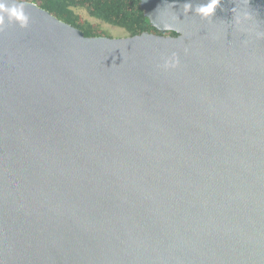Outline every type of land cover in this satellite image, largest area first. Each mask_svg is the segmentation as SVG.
<instances>
[{"label": "water", "instance_id": "95a60500", "mask_svg": "<svg viewBox=\"0 0 264 264\" xmlns=\"http://www.w3.org/2000/svg\"><path fill=\"white\" fill-rule=\"evenodd\" d=\"M140 1L179 35L6 0L0 264H264V0Z\"/></svg>", "mask_w": 264, "mask_h": 264}, {"label": "trees", "instance_id": "16d2710c", "mask_svg": "<svg viewBox=\"0 0 264 264\" xmlns=\"http://www.w3.org/2000/svg\"><path fill=\"white\" fill-rule=\"evenodd\" d=\"M50 11L57 18L81 29L86 36L104 35L96 25L84 19L76 9H85L92 17L124 28L130 36L143 32H160L145 16L140 0H30ZM107 36V35H105ZM176 36V35H174Z\"/></svg>", "mask_w": 264, "mask_h": 264}, {"label": "clouds", "instance_id": "9594fccd", "mask_svg": "<svg viewBox=\"0 0 264 264\" xmlns=\"http://www.w3.org/2000/svg\"><path fill=\"white\" fill-rule=\"evenodd\" d=\"M221 5V0H208L206 4L198 5L195 8V13L203 18L213 17L216 9ZM24 4H12L8 6L6 0H0V25L5 23V20L12 22H18L21 26H26L29 22V17L26 15ZM185 12L192 11L191 3H185ZM168 31L171 34L179 35L178 31H175L171 26H168ZM179 65V57L173 53L172 57L165 62V67L175 68Z\"/></svg>", "mask_w": 264, "mask_h": 264}, {"label": "rangeland", "instance_id": "374dc122", "mask_svg": "<svg viewBox=\"0 0 264 264\" xmlns=\"http://www.w3.org/2000/svg\"><path fill=\"white\" fill-rule=\"evenodd\" d=\"M30 1V0H28ZM76 11L82 15V17L92 24L96 25L103 33L104 35L110 36V37H126L129 36V33L121 27H117L115 25L106 23L100 19H97L95 17H92L88 14V12L85 9H76Z\"/></svg>", "mask_w": 264, "mask_h": 264}]
</instances>
